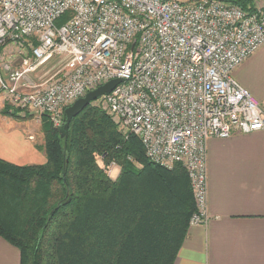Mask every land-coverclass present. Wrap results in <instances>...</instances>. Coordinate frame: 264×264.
<instances>
[{"label":"built area","instance_id":"1","mask_svg":"<svg viewBox=\"0 0 264 264\" xmlns=\"http://www.w3.org/2000/svg\"><path fill=\"white\" fill-rule=\"evenodd\" d=\"M63 22L59 19L66 15ZM35 39L30 59L0 74V90L22 108L63 125L65 108L120 78L95 101L124 137H139L149 160L188 172L196 211L207 222V142L264 130V110L233 71L264 47V5L225 0H0V49ZM55 58L47 86L18 92L25 74ZM19 69V70H18ZM1 72V70H0ZM50 81V80H48ZM114 162L107 165L108 174Z\"/></svg>","mask_w":264,"mask_h":264},{"label":"trees","instance_id":"2","mask_svg":"<svg viewBox=\"0 0 264 264\" xmlns=\"http://www.w3.org/2000/svg\"><path fill=\"white\" fill-rule=\"evenodd\" d=\"M225 1L253 8L252 0ZM41 116L46 162L0 158V235L21 264H174L196 211L187 170L149 160L139 137L126 139L92 103L64 137ZM99 157L116 161L117 180Z\"/></svg>","mask_w":264,"mask_h":264},{"label":"crops","instance_id":"3","mask_svg":"<svg viewBox=\"0 0 264 264\" xmlns=\"http://www.w3.org/2000/svg\"><path fill=\"white\" fill-rule=\"evenodd\" d=\"M264 110V47L233 71ZM0 158L18 165L43 164L34 136L2 113ZM206 223L190 224L174 264H264V130L234 132L207 142ZM0 264H21L20 250L0 235Z\"/></svg>","mask_w":264,"mask_h":264},{"label":"rangeland","instance_id":"4","mask_svg":"<svg viewBox=\"0 0 264 264\" xmlns=\"http://www.w3.org/2000/svg\"><path fill=\"white\" fill-rule=\"evenodd\" d=\"M252 3L253 6L254 5L262 6L264 5V0H252ZM30 43L32 46H34L36 44V41L34 39H29L24 44V47L20 42L19 43L9 42L2 49H0V70H1L0 74L2 77H4L5 72L8 68L10 67L20 68L25 58L30 59L31 65L34 64L33 59L30 57L31 55V48L29 46ZM63 66H64V61H61L60 58H55L51 62L43 63L35 70H32L25 74L26 76L24 80L25 85H18V92L20 94L21 93L29 94L33 92L35 87H39L40 85L47 86L52 81V77L55 76V74H58L63 69ZM0 102L3 105V108H7L9 112H11V115L6 114V116H10L11 119L16 120L19 126H21V128L23 129L22 134H24L25 136H34L32 141L36 145L41 143L40 146L42 148L44 144V136L42 132V116H41L42 114H40L35 110H32V108H30L29 106L22 108L20 105V99L19 101H16L15 96L12 94L10 96V94L5 92V90H0ZM92 104L96 107H99L101 110L106 111L104 109V102L93 101ZM98 162L105 169L108 164L114 162L115 164L112 168L113 170L111 171L109 176L113 180L118 179V176L120 174V167L117 165L116 161H111L110 163L109 162L107 163L102 157H99Z\"/></svg>","mask_w":264,"mask_h":264},{"label":"water","instance_id":"5","mask_svg":"<svg viewBox=\"0 0 264 264\" xmlns=\"http://www.w3.org/2000/svg\"><path fill=\"white\" fill-rule=\"evenodd\" d=\"M121 81L122 79L120 78L110 80L97 88L88 91L85 96L78 98L72 104L67 106L65 108L66 122L60 128L61 136L64 137L67 135L72 119L75 118L86 106L99 99L101 96L110 93Z\"/></svg>","mask_w":264,"mask_h":264}]
</instances>
